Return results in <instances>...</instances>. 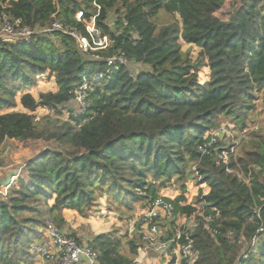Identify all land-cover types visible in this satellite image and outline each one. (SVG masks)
<instances>
[{
  "label": "trees",
  "instance_id": "trees-1",
  "mask_svg": "<svg viewBox=\"0 0 264 264\" xmlns=\"http://www.w3.org/2000/svg\"><path fill=\"white\" fill-rule=\"evenodd\" d=\"M94 1L0 0L25 24L43 27L55 14L90 40L84 20L95 16L96 28L113 40L87 54L71 34L58 31L0 39V148L6 140L56 145L28 160L0 201V264L27 261L42 229L61 228L66 211L88 216L105 203L109 212L122 213L176 186L181 194L170 201L177 214L213 216L211 229L200 217L189 230L194 264H264V173L254 170L264 162V130L256 119L264 111V0H104L101 8ZM184 43L200 48L201 67ZM121 51L129 64L94 79ZM134 62L143 69L134 70ZM204 67L209 74L202 81ZM85 78L91 81L88 109L53 126L35 120L40 107L68 106ZM41 79L51 88L35 95ZM223 125L237 139L241 134L228 162L222 142L210 154L199 150ZM189 181L199 188L190 203ZM173 231L172 225L168 237ZM122 241L104 232L88 242L99 264H132L139 243L127 241L128 255Z\"/></svg>",
  "mask_w": 264,
  "mask_h": 264
},
{
  "label": "built area",
  "instance_id": "built-area-1",
  "mask_svg": "<svg viewBox=\"0 0 264 264\" xmlns=\"http://www.w3.org/2000/svg\"><path fill=\"white\" fill-rule=\"evenodd\" d=\"M100 1L95 0L94 3L98 8H101ZM6 5L0 3V39L9 42H17L30 39L40 34H50L52 32L69 33L77 39L79 48L84 53H90L101 48H106L113 43L109 36H103L96 28L95 16L90 21L84 20L87 29L92 37V40L79 33L76 28L66 24L62 19L55 14L53 20L46 26H30L25 24L22 19L12 17L6 10ZM77 20L83 19V12L76 13ZM110 26L114 25V20H109ZM124 24H128L125 22ZM108 68L106 72L98 73L93 78L99 79L104 76L110 77L115 71L119 70L122 65L129 64V60L125 52H118L107 59ZM135 68L137 63L130 64ZM91 81L88 78L84 79L82 86L76 92L74 101L79 106V111L84 112L90 107V102L87 100V90ZM71 103V102H70ZM78 111V112H79ZM203 145L199 146L202 154H210L211 151L220 147L219 142L225 144L224 158L228 162L229 153L235 152L238 146L236 133L228 126L223 125L219 129L213 131ZM232 143V144H231ZM231 144L229 147L228 145ZM255 171L264 173V162L254 166ZM232 172L233 169L228 168ZM241 176V174H238ZM249 182V179H246ZM8 196V187L3 186L0 182V201ZM198 221L195 227L203 218L204 226L208 229L212 228V215H205L204 212L197 213ZM201 217V218H200ZM178 215L175 210V205L164 197L158 195L151 199L145 206L143 216L139 219L143 230L142 255L148 257L151 254L165 255L170 259H174L175 264H194L195 256V239L191 235L194 228L183 226L178 227ZM187 219V218H184ZM173 233L168 237V231ZM175 227V229H174ZM213 232L215 229H212ZM263 231V228L258 230ZM22 264H99L98 253L95 248L89 243H83L78 237L72 236L52 223L47 224L42 229V237L31 245L28 260Z\"/></svg>",
  "mask_w": 264,
  "mask_h": 264
},
{
  "label": "rangeland",
  "instance_id": "rangeland-1",
  "mask_svg": "<svg viewBox=\"0 0 264 264\" xmlns=\"http://www.w3.org/2000/svg\"><path fill=\"white\" fill-rule=\"evenodd\" d=\"M225 12H228L229 9L225 8ZM163 19L166 16H161ZM184 51H190L192 59L194 61L198 60L200 48L195 45L183 44ZM198 67H201V61ZM143 67L138 65L135 70H142ZM209 74V68L204 67L201 69L200 76L202 81L207 79ZM51 88V83L49 80H39L37 86L32 89V92L37 95L41 91H47ZM260 105V104H259ZM17 110H24V108L18 104ZM79 111L78 104L72 100L66 107H61L56 112L44 107H40L34 112L36 118L35 120L39 122L41 126L46 124L53 126L54 124H62L63 122L70 120L71 114ZM256 119L259 121V126L264 130V111L261 113L258 112ZM262 130V131H263ZM237 136V135H236ZM241 134H238V146L239 150L241 146ZM56 146L51 141H46L44 139L29 140L26 142H20L18 140H6L0 148V181L7 179L11 172L19 171L18 176H14L12 179V186L17 180L20 174L23 173V170L28 162L42 151L47 148H52ZM241 150V149H240ZM10 186L8 187V193L10 192ZM204 193H206L207 186L202 185ZM188 190L185 195L187 197L188 203L195 200L196 195L198 194V186L192 181L187 182ZM200 187V186H199ZM177 188V189H176ZM160 195H164L168 200L175 199L179 194H181L180 189L176 187L163 188L160 190ZM105 202V200H103ZM202 208V205H200ZM145 206L143 203H136L135 207L132 210H127L123 208L122 213L118 212H109L105 203L101 206V211L91 212L88 216H83L82 214L75 211H66L65 218L66 223L62 227H58L64 232L78 237L79 240L83 243H87L89 238L93 237L95 234L104 233V232H116L122 237V242L125 244L124 252L129 255V247L127 246V241L130 239L136 240L139 243L138 253L136 255H131L134 262L132 264H167L170 261V258L165 255L151 254L148 257H143L142 255V242H143V230L141 223L139 222L143 216V211ZM178 227L187 226L189 228H195V224L198 221L197 214L194 215H185L178 213ZM187 218V219H184ZM31 249V247H30ZM132 254V253H131Z\"/></svg>",
  "mask_w": 264,
  "mask_h": 264
},
{
  "label": "water",
  "instance_id": "water-1",
  "mask_svg": "<svg viewBox=\"0 0 264 264\" xmlns=\"http://www.w3.org/2000/svg\"><path fill=\"white\" fill-rule=\"evenodd\" d=\"M198 65L199 63L196 64V67H198ZM18 175H19V171L11 172L7 177V179L1 180L0 182L3 186H10L12 184L13 177Z\"/></svg>",
  "mask_w": 264,
  "mask_h": 264
}]
</instances>
